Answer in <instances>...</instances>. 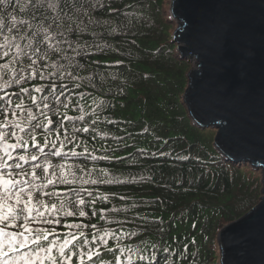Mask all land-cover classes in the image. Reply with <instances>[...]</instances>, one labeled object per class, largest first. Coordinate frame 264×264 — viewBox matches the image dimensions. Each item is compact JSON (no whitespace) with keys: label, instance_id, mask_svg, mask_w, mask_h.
<instances>
[{"label":"clouds","instance_id":"1","mask_svg":"<svg viewBox=\"0 0 264 264\" xmlns=\"http://www.w3.org/2000/svg\"><path fill=\"white\" fill-rule=\"evenodd\" d=\"M98 2L0 0V167L3 176L11 174L18 181L14 185L0 181V204L15 200L17 219L29 222L30 212L32 223L47 225L69 218L91 221L98 205H112L96 224L88 223L86 229L85 224L72 222L63 235L51 240L44 239L45 231L55 230L38 227L35 235L41 239L32 251L54 243L57 260L65 264L61 250L80 258L99 245L112 260L97 256L85 264H117L118 254L125 264H152L153 249L167 251L159 239L164 229L138 212L148 201L128 191L130 185L152 182L150 169L141 162L145 153L129 152L123 162L117 155L127 140L108 127L111 117L105 115L110 107L107 97L114 91L108 77H116L82 62L90 52L101 50L99 29L109 35L117 31L115 21L90 17ZM141 15L134 0L125 8L127 23L122 26L131 27L133 18ZM88 33L92 39H85ZM13 88L14 96L9 95ZM113 160L121 166L112 167ZM109 236L115 241L112 247L106 243ZM164 264L176 262L169 255Z\"/></svg>","mask_w":264,"mask_h":264},{"label":"trees","instance_id":"2","mask_svg":"<svg viewBox=\"0 0 264 264\" xmlns=\"http://www.w3.org/2000/svg\"><path fill=\"white\" fill-rule=\"evenodd\" d=\"M133 2L99 0L90 17L101 22L115 21L117 31L109 35L103 28L99 29L101 36L97 44L101 50L90 52L82 62L89 63L97 72L116 77H108L114 91L107 97L110 107L105 115L111 117L108 127L120 140H127V147L118 149L117 155L123 162L129 152L145 153L141 162L150 169L152 182L130 185L128 191L148 201L138 212L153 220L156 228L164 229L159 239L168 246L167 251L153 249L152 264H164L169 255L176 264H220L217 232L258 201L261 171L222 154L213 145L214 129L192 122L182 99L190 62L181 56L172 39L175 23L168 15L169 0H135L142 15L139 20L133 18L131 27H124L125 8ZM85 39H92L91 34H86ZM15 92L13 88L9 95L14 96ZM89 142L93 141L89 138ZM111 165L121 166L115 160ZM132 167L139 171L138 167ZM110 207L98 205L96 216L88 209L91 221L80 217L52 225L33 222L31 228H53L55 231L47 238L51 240L63 235L72 222L83 223L86 229L88 223L96 224L98 217L106 215ZM20 224V221L9 224L5 230L20 231ZM4 227L0 224V228ZM153 239L157 237L153 235ZM106 243L112 247L115 241L109 236ZM32 249L30 246L28 251ZM92 251L102 260H112L99 245ZM52 254L56 255L55 248ZM71 260L72 264H80V258L72 256ZM116 260L117 264H125L122 255L118 254ZM35 264L51 262L44 259L36 260ZM137 264L147 262L137 261Z\"/></svg>","mask_w":264,"mask_h":264},{"label":"water","instance_id":"3","mask_svg":"<svg viewBox=\"0 0 264 264\" xmlns=\"http://www.w3.org/2000/svg\"><path fill=\"white\" fill-rule=\"evenodd\" d=\"M172 39L196 61L182 94L213 145L261 171L258 201L223 225L220 264H264V0H169Z\"/></svg>","mask_w":264,"mask_h":264},{"label":"snow or ice","instance_id":"4","mask_svg":"<svg viewBox=\"0 0 264 264\" xmlns=\"http://www.w3.org/2000/svg\"><path fill=\"white\" fill-rule=\"evenodd\" d=\"M11 159V158H9ZM7 179L9 185L17 184L18 181L14 180L9 174L7 177L3 176V168L0 167V181ZM15 200L9 202L7 206L0 204V224L5 225L4 228H0V264H35L36 260L47 259L51 264H61L60 260H57L56 255L52 254L55 244H51L48 248L37 247L34 251L29 252L28 248L33 245H38L40 237L35 235V229L31 228V213L27 216V221H21L16 218L15 213L17 209L13 208V204H16ZM53 207H55L53 205ZM83 216L84 213H81ZM20 221V231L11 233L5 230L9 224H14ZM93 227H95L93 225ZM50 232L45 231L44 239L47 240ZM23 250V251H21ZM40 253L44 255L41 256ZM94 256H98L95 251H89L87 256H80V264H85V261L93 260ZM61 257L64 261H68V264H72L71 257L67 256L63 250H61Z\"/></svg>","mask_w":264,"mask_h":264},{"label":"rangeland","instance_id":"5","mask_svg":"<svg viewBox=\"0 0 264 264\" xmlns=\"http://www.w3.org/2000/svg\"><path fill=\"white\" fill-rule=\"evenodd\" d=\"M173 22L175 23V25H174V28H175V26H176V20L175 19H173ZM173 28V29H174ZM172 29V30H173ZM189 60V62H190V67L192 66V65H194V63L196 62V61H194V60H190V59H188ZM214 135V134H213ZM261 189V188H260Z\"/></svg>","mask_w":264,"mask_h":264},{"label":"bare ground","instance_id":"6","mask_svg":"<svg viewBox=\"0 0 264 264\" xmlns=\"http://www.w3.org/2000/svg\"><path fill=\"white\" fill-rule=\"evenodd\" d=\"M195 63H196V62H195ZM195 63H194V64H195Z\"/></svg>","mask_w":264,"mask_h":264}]
</instances>
